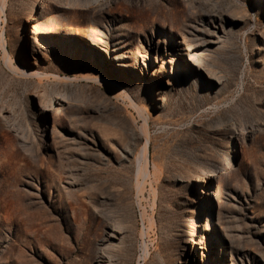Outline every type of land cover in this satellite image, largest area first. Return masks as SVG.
I'll use <instances>...</instances> for the list:
<instances>
[{
	"label": "rangeland",
	"instance_id": "obj_1",
	"mask_svg": "<svg viewBox=\"0 0 264 264\" xmlns=\"http://www.w3.org/2000/svg\"><path fill=\"white\" fill-rule=\"evenodd\" d=\"M83 3L0 13V264H264V0Z\"/></svg>",
	"mask_w": 264,
	"mask_h": 264
},
{
	"label": "bare ground",
	"instance_id": "obj_2",
	"mask_svg": "<svg viewBox=\"0 0 264 264\" xmlns=\"http://www.w3.org/2000/svg\"><path fill=\"white\" fill-rule=\"evenodd\" d=\"M76 2L77 3H80L81 2V0H76ZM84 3L87 5V6H89L90 4V0H84ZM83 3V4H84ZM100 4V3H99ZM5 0L4 1H0V13L1 12H3L4 10H5ZM56 33H60V30H58V31H56ZM63 35H64V37H66L67 39V41H69V42H73V41H77V42H79V40H76L75 39V34H73V33H71V32H69V31H64L63 32ZM78 39V38H77ZM19 41H21V36H20V38H19ZM77 42H75V43H77ZM77 47H78V45L77 44H75ZM80 46V45H79ZM93 47H90V45L88 46V47H86V49H87V51H89L90 53H95V51H93V49H92ZM107 53V52H106ZM7 55V54H6ZM90 55V54H89ZM126 56V55H125ZM199 56H201V54H199ZM7 57V56H6ZM123 57V56H122ZM114 59H117V58H114ZM116 61H120L119 59L118 60H116ZM122 61V60H121ZM7 62H9V61H7ZM171 63V62H170ZM9 64V66H10V63H7V65ZM117 64V63H116ZM120 66H125L126 64H124L123 63V61L122 62H120V63H118ZM116 66V65H115ZM13 70V72L14 73H16V74H18L19 76L21 75H24V76H27V78H28V75H31L33 78L34 77H36L37 78V81H38V83L39 84H42V85H44V88H43V92H42V94H41V96H40V98L41 99H44V100H47V99H50L51 97H53L55 94H56V92L58 91L55 87H54V85H50L52 82H54V81H64L63 83H65V84H71V83H74V81H77V80H79V78H77V77H75L74 79H72L71 77L69 78H62L60 75H58V74H54V73H48V72H44V71H29V72H22L21 70H20V72L18 71V69H15V68H12ZM122 71V70H121ZM127 73L130 75L131 73H130V71H128L127 70ZM31 76H29V77H31ZM67 77V76H66ZM29 80V79H28ZM31 82H32V80H30ZM45 83V84H44ZM158 85V84H157ZM123 91V90H122ZM60 96H61V102H59V104L61 105V106H59V107H57L56 109H57V112H55V115L58 117V115H60V114H62V112H63V110H65L68 106H71V105H73V103H68V104H64V103H62V102H64L65 100H69V99H71V100H74V101H76V100H78V97H75V95L74 94H71L70 92H69V89L68 88H63L62 90H60ZM57 100V102L58 101H60V100ZM61 107H63V110L61 111L60 110V108ZM141 113V112H140ZM139 113V114H140ZM143 113V112H142ZM143 115V114H142ZM145 115V114H144ZM144 118V121H143V123H142V127H141V129H142V132L144 133V135H145V138H146V143L144 144V146L142 147V149L140 150V152H139V155L137 156V158H136V160H137V175L139 174V173H141V171L142 170H144V169H146V170H148L147 169V165H148V153H147V143H148V141H149V137H150V135L148 134V128H147V124H148V118H147V116H143ZM259 128H262V126L261 127H259ZM147 150V151H146ZM221 155H222V158H221ZM220 156H219V159H218V162L221 164V167H224V163H227L228 162V159H229V156H228V153H227V151H226V149H224L223 151H222V154H221ZM149 166V165H148ZM145 170V171H146ZM214 171L215 170H213V167H212V164H206V165H203V166H201L199 169H198V171H197V175H196V177H195V179H196V181L197 182H199L200 184H201V186H202V188H201V194L202 193H204V194H206V193H208V191L205 189V185H206V183L208 182V180H213L212 179V176L214 177ZM149 172V171H148ZM226 173V172H225ZM141 175V174H140ZM149 175V174H148ZM142 177H143V175H142ZM194 180V179H193ZM143 182V181H142ZM138 184H140V182L138 181V179H137V186H138ZM140 186V185H139ZM141 188H142V186H141ZM193 196V195H192ZM189 198V197H188ZM202 201L199 203V205H200V208L198 209V211H197V213H196V215H193V216H191V218L187 221V226H186V229H185V231H186V233H187V235H188V237H189V239L187 240V242L190 244H192V245H196L197 244V242H198V240L196 239V238H193V233H192V231H191V228H193V229H196L197 228V226L199 225V222H200V214H201V211H202V209L204 208L203 206L205 205V199H204V197L202 196ZM194 200V199H193ZM195 201V200H194ZM209 213V212H208ZM149 225H151V224H149ZM200 226V225H199ZM204 227V226H203ZM203 230L204 231H209L210 230V227H209V224H208V222H206V226L203 228ZM204 238V237H203ZM199 243V242H198ZM146 248V247H145ZM144 250V254H145V256L148 254V251L146 250V249H143Z\"/></svg>",
	"mask_w": 264,
	"mask_h": 264
}]
</instances>
